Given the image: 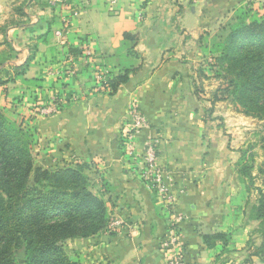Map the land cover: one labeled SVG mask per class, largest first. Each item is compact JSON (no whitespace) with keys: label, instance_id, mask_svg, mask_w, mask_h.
Returning a JSON list of instances; mask_svg holds the SVG:
<instances>
[{"label":"crops","instance_id":"obj_1","mask_svg":"<svg viewBox=\"0 0 264 264\" xmlns=\"http://www.w3.org/2000/svg\"><path fill=\"white\" fill-rule=\"evenodd\" d=\"M61 1L0 0V55L7 58L0 67L6 70L0 110L30 136L35 168L85 166L110 222L122 223L79 240L78 263L171 264L169 254L178 252L183 264H235L251 237L242 224L250 195L230 162L238 146L223 142L215 126L207 128L193 81L205 67L206 41L249 0ZM86 47L91 57L82 55ZM29 58L27 70L15 76L13 68ZM124 75L115 89L107 86L108 78ZM53 104L56 114L41 113ZM132 110L145 119L135 133ZM224 116L225 134L235 140L239 123L250 124ZM128 138L136 158L155 144L177 196L172 210L139 180V161L123 151ZM171 234L177 244L166 250L162 242ZM214 234L228 236L225 246L203 244L201 236Z\"/></svg>","mask_w":264,"mask_h":264},{"label":"trees","instance_id":"obj_2","mask_svg":"<svg viewBox=\"0 0 264 264\" xmlns=\"http://www.w3.org/2000/svg\"><path fill=\"white\" fill-rule=\"evenodd\" d=\"M218 38L213 70L221 65L229 78L225 91L243 115L264 121V18L241 6ZM6 60L0 55V67ZM30 60L13 68L15 76L27 70ZM126 79L125 75L108 78L106 84L115 89ZM260 142L264 174V134ZM31 147L30 136L0 110V264H18L17 252L22 253L23 264H79L63 245L107 231L106 202L92 192L85 166L35 168ZM258 211L264 218V207ZM201 238L207 248L216 242L225 246L229 239L225 234Z\"/></svg>","mask_w":264,"mask_h":264},{"label":"rangeland","instance_id":"obj_3","mask_svg":"<svg viewBox=\"0 0 264 264\" xmlns=\"http://www.w3.org/2000/svg\"><path fill=\"white\" fill-rule=\"evenodd\" d=\"M246 6L251 7L255 14L264 18V4L262 1L257 2L249 0L245 4V7ZM219 35L220 30L212 39L206 41L204 57L206 59L204 63L205 67L203 68L202 65H200L201 68H198L200 73H198L195 81H193L195 84L193 92L200 106L201 114L203 113L207 117L205 120L207 128L210 129L215 126L223 142L228 140L229 145L233 148H237L238 146V150L235 151L236 154L232 155L230 162L234 166L235 174L240 183L250 195L249 199L251 202L248 201L250 205L245 207L242 224L250 226L251 237L235 264H264V252L261 251V247L264 243V218L260 217L261 214L258 211V208L264 207L263 154L260 142L264 134V121L245 117L239 105L232 101L229 93L225 91L228 87L229 78L225 77L221 65H218L217 70H213L214 67L211 66L212 60L210 61V59L219 57V54L215 53V51L218 50V44L221 42L218 38ZM199 95L205 97V99H201ZM211 100L214 101L213 104ZM203 101H205V103ZM228 113L238 115L242 120L246 118L247 121L250 122L249 125L239 123L242 125L240 129L236 131V140L232 135L225 134V127L227 124L224 122V115ZM245 146L247 147V151L242 154L241 148ZM91 190L93 191L92 186ZM237 213L238 216L241 217V211L239 210ZM81 245V241L75 240L65 243L63 247L71 259L77 261V255L80 252ZM16 258L18 264H23L22 253L17 252Z\"/></svg>","mask_w":264,"mask_h":264},{"label":"built area","instance_id":"obj_4","mask_svg":"<svg viewBox=\"0 0 264 264\" xmlns=\"http://www.w3.org/2000/svg\"><path fill=\"white\" fill-rule=\"evenodd\" d=\"M54 3L62 2L61 0H53ZM115 0H111L110 4H114ZM65 25L68 22H64ZM55 37L59 40L60 43H64V37L62 30H57L54 32ZM82 55L84 58L91 57V50L89 47H86L82 51ZM71 59V58H70ZM69 59V60H70ZM212 59H210L211 61ZM212 62V61H211ZM72 63V61H71ZM69 74L73 75L74 71L69 70ZM99 80L100 87H104V78L103 76H97ZM58 112V107L53 104L49 106L46 110H43L42 114H56ZM131 131L135 133L142 126L145 125L144 117L137 112L136 110H132L131 114ZM133 139L128 138L125 140L123 145L124 154L127 157L133 158V160L139 161V170H138V178L143 183L146 190L152 195L154 200L165 210L169 211L176 205L177 196L171 190V185L169 182V178L164 168L158 163L156 152H155V144H148L145 149L142 151L140 157H134V145ZM122 223L120 221L110 222L108 225L107 231L111 232L116 230ZM177 244V237L175 234H171L170 238L164 242H162V246L165 247L166 250H170V248L175 247ZM169 259L171 264H183L180 253L173 252L169 254Z\"/></svg>","mask_w":264,"mask_h":264}]
</instances>
